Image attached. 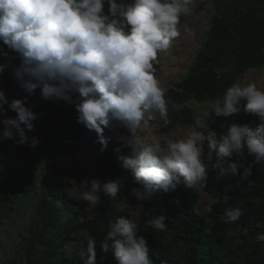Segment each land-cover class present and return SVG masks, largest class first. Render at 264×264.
<instances>
[{
  "label": "clouds",
  "instance_id": "obj_1",
  "mask_svg": "<svg viewBox=\"0 0 264 264\" xmlns=\"http://www.w3.org/2000/svg\"><path fill=\"white\" fill-rule=\"evenodd\" d=\"M194 3L195 0H130L128 3L120 0H0V42L18 57L14 77L26 93L9 102L5 92L0 90V113L8 109L16 113L15 117L5 116L0 121L4 125L3 138L18 137L20 144L28 141L27 132L34 129L33 121L37 119V113L28 105V98L37 89L45 101H70L77 95L80 100L76 105L77 122L95 131L103 146L93 149L80 140L73 146L84 144L89 147L91 155L98 157L96 166L104 151L117 147L123 166L131 170L135 181L143 186L142 191L139 188L130 191L138 202L137 212L135 204L121 201L125 202L123 206H130L131 215L118 217L111 223L100 245L103 253L111 252L116 264H153L147 240L138 235L143 202L154 208L151 214L157 213L155 211L160 209L152 203L160 200L162 195L185 193L177 188L181 183L201 196V192H205L199 184L207 179L206 166L219 170L223 159L241 156L245 149L254 164H264V89L254 83L245 85L246 72L241 81L214 83L211 104L186 102V108L194 112L192 124H196L198 130L208 129L206 137L199 131L190 130L183 138L169 141L166 149H162L155 139L143 142L136 149L130 144L109 147L110 137L105 132L113 121L133 133L158 114L163 129L171 122L169 109L173 114V110L184 107L167 99L166 89L185 78L197 52L188 72L166 87L156 79L153 62L180 36L181 16L188 14ZM0 55L8 57V52ZM5 67L0 64V73ZM222 71L226 69L217 70V78ZM191 104L205 106L206 111L201 114ZM213 113L223 117L236 114L244 123L252 114L259 122L255 130L247 124L231 123L217 138L215 131L209 134L206 122L208 118H215ZM192 124L173 126L168 130ZM205 139L209 153L215 154V165L213 161L209 164L210 154L203 153ZM37 143L38 140L33 138L30 146L35 147ZM202 155L207 157L206 165ZM94 169L90 189L81 195L89 204L85 208L86 218L93 207L101 205L100 193L114 199L123 187L122 178L97 180ZM232 171L237 174L236 165L232 166ZM251 174V167H245L239 173L241 179H247ZM224 215L226 222H235L242 212L239 207L228 208ZM147 224L157 232L166 229L165 217L161 214L147 220ZM258 239L264 240V235ZM96 257V241L89 236L85 249L80 252L82 264H96Z\"/></svg>",
  "mask_w": 264,
  "mask_h": 264
},
{
  "label": "trees",
  "instance_id": "obj_2",
  "mask_svg": "<svg viewBox=\"0 0 264 264\" xmlns=\"http://www.w3.org/2000/svg\"><path fill=\"white\" fill-rule=\"evenodd\" d=\"M2 52H8V57L0 55V64L6 65L0 73V90L10 102L26 93L14 77L18 57L0 42ZM196 55L185 78L166 89V98L184 107L173 110V114L169 109L168 115L172 117L164 125L165 131L192 124L193 111L186 108V102L211 104L214 83L241 81L248 70L264 66V0H213L209 28ZM221 69L226 71L217 78V70ZM78 103L77 95L70 101H45L37 89L28 98L37 119L33 121L34 129L27 132L28 141L24 144L17 142L18 137L4 139V125L0 123V221L19 211L31 194L36 195L32 216L24 221L18 233L14 253L0 264H82L80 252L85 249L89 236L96 241V264H116L111 252L103 253L100 245L111 223L118 217L131 215L130 206H120L121 201L135 204L137 212L138 202L130 191L132 188L142 191L143 186L123 166L117 147L104 151L94 169L95 178L101 182L122 178L123 187L114 199L100 193L101 205L93 207L88 218L79 220L89 204L63 187L62 160L75 141H83L93 149L103 145L95 131L77 122ZM5 116L15 117L16 113L8 109L0 113V121ZM249 116L246 123L236 114L208 118L209 134L215 131L219 138L234 122L255 130L258 117ZM33 138L38 140L35 147L30 146ZM202 147L204 154H210L207 139ZM209 157V164L213 161L215 165V154ZM233 165L237 167V174L232 171ZM220 166L219 170L206 166L207 179L199 187L210 196L211 203L201 211L195 208L200 194L183 183L177 188L185 193L162 195L152 203L160 209L157 213L151 214L154 208L143 202L138 235L147 240L153 264H264V240L258 239L264 235V164H254L245 149L241 156L223 159ZM245 167H251L252 174L241 179L239 173ZM36 170L45 171L47 176L39 184L34 178ZM237 207L242 212L239 220L226 222L225 210ZM209 208L211 211H207ZM160 214L165 217L163 232L154 231L147 224V220Z\"/></svg>",
  "mask_w": 264,
  "mask_h": 264
},
{
  "label": "rangeland",
  "instance_id": "obj_3",
  "mask_svg": "<svg viewBox=\"0 0 264 264\" xmlns=\"http://www.w3.org/2000/svg\"><path fill=\"white\" fill-rule=\"evenodd\" d=\"M213 0H195L192 10L181 16L178 26L180 36L175 38L170 48L159 53L154 63V75L162 87L169 86V82H175L184 76L195 57L197 50L205 39L209 28V22L212 14ZM245 85L254 83L258 88L264 89V66L260 69L249 70L244 75ZM204 113L205 106L196 104L190 105ZM162 120L156 114L155 118L150 120L147 125L142 124L135 132H131L127 127L119 122L113 121L105 132L110 137L109 147L112 145L130 144L133 149L139 147L145 141L155 139L159 141L162 149H166L167 143L172 140L183 138L190 130L201 132L205 137L208 135V129L198 130L196 124L187 127H176L174 129L163 131ZM92 150L84 144H76L66 152L62 161L65 172L63 187L72 195L81 198L84 191L90 189V182L93 180V169L97 163V155H91ZM202 160L206 165L207 157L202 155ZM34 178L37 184L46 180V172L36 170ZM85 181L89 183L85 185ZM49 187H52L50 184ZM36 195L31 194L24 201L19 211H15L10 217L0 221V261L14 253L18 245V233L26 219L32 216L33 203ZM211 203V198L206 193L201 192L195 208L203 210ZM125 202H121L123 206ZM87 217L86 209L79 216L82 221Z\"/></svg>",
  "mask_w": 264,
  "mask_h": 264
}]
</instances>
